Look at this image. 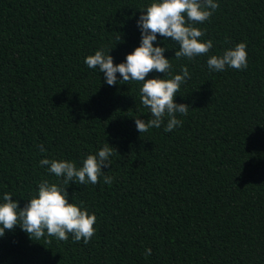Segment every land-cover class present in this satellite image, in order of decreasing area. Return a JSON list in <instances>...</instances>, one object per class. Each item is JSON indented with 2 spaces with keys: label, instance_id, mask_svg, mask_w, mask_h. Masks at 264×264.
<instances>
[{
  "label": "trees",
  "instance_id": "trees-1",
  "mask_svg": "<svg viewBox=\"0 0 264 264\" xmlns=\"http://www.w3.org/2000/svg\"><path fill=\"white\" fill-rule=\"evenodd\" d=\"M147 2L0 0V195L23 207L39 181L58 183L42 158L79 162L105 142L117 151L102 169L111 185H65L96 216L87 244L36 242L16 226L0 237V264H264V0H219L198 25L210 54L245 42L243 70L177 59L157 34L165 78L190 73L175 97L190 107L173 131L140 134L139 82L109 86L84 58L105 46L122 62Z\"/></svg>",
  "mask_w": 264,
  "mask_h": 264
},
{
  "label": "clouds",
  "instance_id": "clouds-1",
  "mask_svg": "<svg viewBox=\"0 0 264 264\" xmlns=\"http://www.w3.org/2000/svg\"><path fill=\"white\" fill-rule=\"evenodd\" d=\"M219 7V0H148L139 9L136 20L140 31L139 46L135 47L120 63L114 64L110 51L114 47L102 46L87 55L84 63L89 69L103 74V83L109 86L139 82V98L141 105L147 109L148 118H133L137 131L141 134L152 128H161L165 133L173 131L182 124L178 116L187 115L189 105L176 103L175 97L181 85L190 78L187 67L180 73L165 78L171 70L170 59L164 53L169 48L161 46L157 34L165 41L171 38L175 45L174 57L192 60L206 56L207 68L210 72H223L226 68L243 70L247 68V45L239 42L231 47L210 54L213 42L203 39L204 33L198 27L207 21ZM120 35L117 41L120 40ZM152 71L163 73V78H147ZM119 74V77L117 76ZM40 152L45 148L38 146ZM116 149L105 142L95 152L83 155L79 162L57 158H42L40 167H46L49 174L54 175L58 183L41 180L35 191L25 199L23 207L13 200L12 193L5 191L0 195V237L7 230L19 226L33 241L52 237L59 241L71 239L85 244L95 232L93 227L96 216L82 204L71 202L65 185L96 184L98 178L111 185L113 177L104 175L102 169L112 166V157ZM151 249L145 250L150 255Z\"/></svg>",
  "mask_w": 264,
  "mask_h": 264
}]
</instances>
